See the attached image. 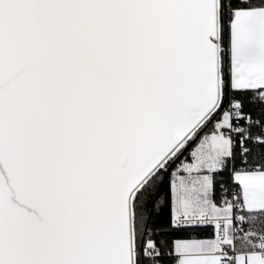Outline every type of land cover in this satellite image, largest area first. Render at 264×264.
<instances>
[{
    "label": "snow or ice",
    "instance_id": "obj_1",
    "mask_svg": "<svg viewBox=\"0 0 264 264\" xmlns=\"http://www.w3.org/2000/svg\"><path fill=\"white\" fill-rule=\"evenodd\" d=\"M0 264H264V0H0Z\"/></svg>",
    "mask_w": 264,
    "mask_h": 264
}]
</instances>
